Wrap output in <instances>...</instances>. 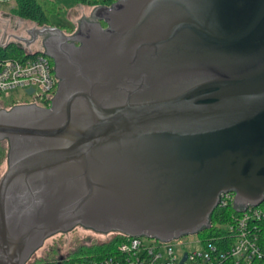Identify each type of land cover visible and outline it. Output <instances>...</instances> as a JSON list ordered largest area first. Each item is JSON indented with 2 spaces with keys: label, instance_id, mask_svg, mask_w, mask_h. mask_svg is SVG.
<instances>
[{
  "label": "water",
  "instance_id": "water-1",
  "mask_svg": "<svg viewBox=\"0 0 264 264\" xmlns=\"http://www.w3.org/2000/svg\"><path fill=\"white\" fill-rule=\"evenodd\" d=\"M90 16L70 36L27 32L58 83L49 107L0 109V264L77 227L170 242L208 229L226 194L236 212L264 199V0H117Z\"/></svg>",
  "mask_w": 264,
  "mask_h": 264
},
{
  "label": "built area",
  "instance_id": "built-area-1",
  "mask_svg": "<svg viewBox=\"0 0 264 264\" xmlns=\"http://www.w3.org/2000/svg\"><path fill=\"white\" fill-rule=\"evenodd\" d=\"M8 38L7 41H9ZM5 43L1 44L4 45ZM22 60H6L0 65V95L20 89L25 93L32 89V101L40 107H49L56 90L58 80L54 75V66L49 58L36 50H23ZM26 103V102H25ZM233 194L224 195L219 205L229 201L233 205ZM226 234L206 240L196 237L192 243L195 248L182 250L180 239L160 242L144 237H128L121 234H97L101 241L97 245L107 244L109 236L121 235L123 240L115 250L103 258L94 259L89 264H255L264 262V199L256 207L237 212L228 225ZM96 234V233H95ZM108 238V239H107ZM146 240L149 243H143ZM185 258V259H184ZM87 264V263H80Z\"/></svg>",
  "mask_w": 264,
  "mask_h": 264
},
{
  "label": "trees",
  "instance_id": "trees-1",
  "mask_svg": "<svg viewBox=\"0 0 264 264\" xmlns=\"http://www.w3.org/2000/svg\"><path fill=\"white\" fill-rule=\"evenodd\" d=\"M13 12L20 20L30 22L38 27L51 26L49 14L58 12L57 2L55 0H13ZM117 0H76L77 3L88 7H109ZM56 8V12L53 10ZM25 56L23 50L18 49L14 45H0V65L6 60H22ZM51 64L53 61L49 58ZM7 148L6 143L0 142V165L6 159ZM237 216L231 201L225 206L218 205L210 216V227L199 233L196 237L201 239H210L227 232V227L232 223L233 218ZM124 237L115 235L107 244L80 246L75 251L66 256L60 264H80L91 262L94 259L103 258L110 252H113ZM57 248L52 247L53 253H47L46 257L36 259L31 264H55L52 260L56 258ZM255 264H264L257 262Z\"/></svg>",
  "mask_w": 264,
  "mask_h": 264
},
{
  "label": "rangeland",
  "instance_id": "rangeland-1",
  "mask_svg": "<svg viewBox=\"0 0 264 264\" xmlns=\"http://www.w3.org/2000/svg\"><path fill=\"white\" fill-rule=\"evenodd\" d=\"M57 4L53 12L49 14L50 25L55 28H60L66 35H71L77 29V21L83 16L88 17L91 11L96 7H88L81 5L76 0H55ZM15 4L13 0H0V29L3 30L6 26H12L14 28L15 22H17L18 28L21 33H26L33 28H38L37 25L27 21L20 20L13 12ZM26 36V35H25ZM39 47V41L35 45ZM40 48V47H39ZM39 48H37L39 50ZM27 101H32V97L28 96L23 90L17 89L9 93L0 95V109H10L13 105L22 104ZM7 148V145H6ZM6 171V159L0 165V178ZM113 236H109L111 238ZM103 237L91 232L84 231L82 229L77 232H69L67 234H59L53 238L47 240L43 247H41L28 261L27 264H31L34 260L46 257L48 250L52 247L59 249L60 255L63 257L68 256L75 251L80 245L91 246L99 241ZM107 238V239H108ZM195 239L194 236H185L180 238L182 250L188 251L195 248V244L192 243ZM143 243H149L146 240H142Z\"/></svg>",
  "mask_w": 264,
  "mask_h": 264
},
{
  "label": "flooded vegetation",
  "instance_id": "flooded-vegetation-1",
  "mask_svg": "<svg viewBox=\"0 0 264 264\" xmlns=\"http://www.w3.org/2000/svg\"><path fill=\"white\" fill-rule=\"evenodd\" d=\"M91 13H92V11H91ZM90 13V14H91ZM91 16L89 15L88 17H85V16H83L82 18H90ZM82 18H80L78 21H77V28H78V26H79V22H80V20L82 19ZM102 24V26L103 27H105V25L103 24V23H101ZM62 30V29H61ZM77 30V29H76ZM63 31V30H62ZM27 32H29V31H27ZM24 33V38L27 40V42H24V43H22V46L24 47V49L25 50H27V51H31V50H36V51H41V50H43V44H42V38H37L36 40H32V38H31V36L30 35H28V33ZM64 33V32H63ZM65 34V33H64ZM73 34V33H72ZM71 34V35H72ZM66 35V34H65ZM67 36H70V35H67ZM39 41V47H36L35 45H36V43ZM7 42H13V39L12 38H10V40L9 41H7ZM7 42H5V43H7ZM29 42V43H28ZM37 48H39V50L37 49ZM22 104H29L28 102H26V103H22ZM16 105V104H15ZM17 105H20V104H17ZM14 106V105H13ZM79 229H82V230H84V231H88V230H85V229H83V228H80V227H77V228H75L74 230H72L71 232H77V230H79ZM53 238V237H52ZM51 239V238H50ZM49 240V239H48ZM47 241V240H46ZM45 241V242H46ZM44 242V243H45ZM44 245V244H43ZM80 246H83V245H80ZM43 247V246H42ZM48 253L50 254V253H53L52 252V248H50L49 250H48ZM47 255V254H46ZM56 259L55 260H52V263H55V264H60L61 262H62V260L65 258V257H63L62 255H60V251H59V249H57V251H56V257H55Z\"/></svg>",
  "mask_w": 264,
  "mask_h": 264
},
{
  "label": "crops",
  "instance_id": "crops-1",
  "mask_svg": "<svg viewBox=\"0 0 264 264\" xmlns=\"http://www.w3.org/2000/svg\"><path fill=\"white\" fill-rule=\"evenodd\" d=\"M18 23L15 22L14 28L6 26L3 30L0 29V45L7 42L9 37L24 38V33H21L18 28ZM27 32V31H26ZM25 39V38H24Z\"/></svg>",
  "mask_w": 264,
  "mask_h": 264
}]
</instances>
